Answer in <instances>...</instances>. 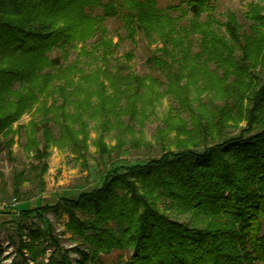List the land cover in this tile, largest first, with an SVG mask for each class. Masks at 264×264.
<instances>
[{"label": "trees", "instance_id": "16d2710c", "mask_svg": "<svg viewBox=\"0 0 264 264\" xmlns=\"http://www.w3.org/2000/svg\"><path fill=\"white\" fill-rule=\"evenodd\" d=\"M98 8L100 13L93 12ZM215 8L212 0H168L164 6L158 0H0V135L12 140L24 127L13 123L31 112L27 149L37 160L13 174L16 197L28 180L25 170L41 178L47 167V145L40 146L35 136L42 118L47 121L52 107L78 106L81 98L98 92L92 87L80 97L77 87H71L74 65L65 69L61 57L93 38L92 52L108 60L117 43L103 24L106 18H117L132 42L140 33L156 43L149 61L166 70L173 101L187 112L186 118L177 115L180 124L174 128L189 137L175 150L124 171L110 168L99 187L61 196L54 205L22 209L29 214L62 208L68 214L66 228L90 244L92 262L100 259V251L118 249V261L109 264H264V5L261 0L248 3L246 29L234 11L220 13L222 20ZM53 48L61 54L50 58ZM81 50L87 53L85 47ZM124 56L131 60L132 50ZM102 73L98 67L89 75L96 81ZM197 75L203 94L221 102L210 114L195 112L189 98L177 92L176 81ZM117 80L118 94L125 92L118 83L132 87L142 81L129 73ZM96 87L104 88L100 81ZM126 91L123 110L135 114L137 91L135 98ZM198 101L199 106L210 102L206 97ZM34 115H41V121ZM165 120L170 123L169 117ZM97 143L104 153L106 144ZM76 210L90 217L83 219ZM186 212L187 219L172 216ZM45 241L52 249L41 264H70L68 250L51 228L31 230L11 264L36 262ZM125 250L131 253L122 260Z\"/></svg>", "mask_w": 264, "mask_h": 264}, {"label": "rangeland", "instance_id": "374dc122", "mask_svg": "<svg viewBox=\"0 0 264 264\" xmlns=\"http://www.w3.org/2000/svg\"><path fill=\"white\" fill-rule=\"evenodd\" d=\"M212 1L216 5L217 17L223 20L224 16L220 13L232 10L239 22L244 24V28H247L244 12L251 0ZM166 2L168 0H158L160 6H164ZM261 3L264 5V0H261ZM93 12L98 14L100 9ZM103 24L113 42L117 43V48L108 60L100 59L98 51L92 52L93 38L87 39L83 45L78 43L76 48L69 49L67 58L61 57L64 68L74 65L72 68L75 76L71 74V87H77L80 97L92 87L99 93L94 92L91 97L84 96L78 106L76 103H69L65 105V109L52 107L47 114V121L42 118L43 124L37 128L35 136L40 140V146L43 143L47 145V167L41 178L25 170L28 180H24L20 187V197L13 194V174L23 168L27 169L30 163L37 162L32 151L27 149L26 131L30 127L29 120L33 114L26 112L13 123L14 128L19 125L24 127L12 136V140H9L10 136L0 135V264H11L17 246L20 242L27 243L30 231L36 228L45 232L48 228L52 229L59 239L60 246L68 250L70 264H109L118 261L121 251L113 249L108 254L100 251V259L92 262L90 244L84 243L72 230L66 228L68 214L62 208L55 209L52 206L44 212L33 211L29 214L23 213L22 209L44 204L54 205L61 196L73 197L83 190L89 191L99 187L110 168L124 171L133 164L144 163L153 157L158 158L165 150H175L179 144L188 140L189 136L184 133L178 135L174 128L180 124L177 115L186 118L187 112L178 109L173 101L170 86L167 84L171 79L165 74V69L162 70L149 61L156 43H150L140 33L135 35L134 42L125 38V31L115 17L106 18ZM82 46L86 48V54L82 53ZM130 50L133 52V58L126 60L124 54ZM60 54L58 48L48 52L50 58ZM98 67L103 69V73L95 81L89 74H93ZM47 70L48 68H45L43 72ZM126 73L141 77V85L132 83L133 89L124 86V83H118L119 88L125 91V94H118L115 81L119 82L117 77ZM57 74L61 77L62 72ZM77 74L84 76L78 79ZM194 78L196 79L191 80L184 77L179 81L172 79L179 85L177 92L181 90L183 96L189 98V104L195 112L206 110L210 114L213 106H219L221 102L213 94L211 99V93L204 95L202 88H198L201 77L197 75ZM98 81L104 86L101 91L96 87ZM57 82L61 81L55 80L53 83ZM126 90L130 91L133 98L136 97L137 91L135 114L123 110L128 104L124 99ZM205 97L209 98L210 102L199 106L197 98L204 100ZM114 104L115 108L112 107ZM34 117L37 122L41 121V115ZM166 117L170 118V123L165 120ZM240 125H244V120ZM44 129H49V134L45 136L50 135V138L45 139ZM227 132L237 133L238 129H228ZM99 139L107 146L104 153L98 152ZM73 142L79 145V149ZM198 149L202 150V146ZM76 214L83 219L90 217L89 213H82L80 210H76ZM172 216L187 219L189 215L186 212ZM43 245L46 247L45 252L36 262L29 260V264H41L47 260L52 247L47 241ZM22 251L28 256L25 248ZM84 253L88 255L87 258ZM130 253L125 250L122 260L128 259Z\"/></svg>", "mask_w": 264, "mask_h": 264}]
</instances>
